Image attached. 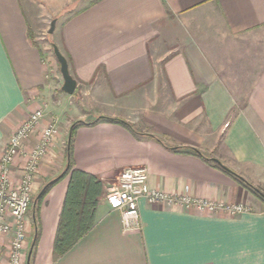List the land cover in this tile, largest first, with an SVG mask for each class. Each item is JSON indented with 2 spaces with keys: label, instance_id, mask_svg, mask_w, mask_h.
Here are the masks:
<instances>
[{
  "label": "crops",
  "instance_id": "0c3cea01",
  "mask_svg": "<svg viewBox=\"0 0 264 264\" xmlns=\"http://www.w3.org/2000/svg\"><path fill=\"white\" fill-rule=\"evenodd\" d=\"M73 1L0 0V156L15 129L41 107L44 123L56 120L60 129L39 166L33 199L66 169L70 127L83 120L88 124L73 140L75 166L106 187L123 169L143 166L154 189L243 202L250 211L233 216L141 199L140 225L126 230L120 211L103 197L95 226L55 261L66 177L40 206L42 234L32 264H264V201L213 164L217 158L264 184V0H87L67 10ZM55 18L48 33L68 58L74 94L61 90L57 57L48 58L38 43L42 25ZM183 146L211 162L172 149ZM26 220L27 264L33 201ZM13 236H0V264L10 261Z\"/></svg>",
  "mask_w": 264,
  "mask_h": 264
},
{
  "label": "built area",
  "instance_id": "2783aa9c",
  "mask_svg": "<svg viewBox=\"0 0 264 264\" xmlns=\"http://www.w3.org/2000/svg\"><path fill=\"white\" fill-rule=\"evenodd\" d=\"M44 113L41 107L29 114L15 129L0 156V236L14 234L8 264H26V217L33 201L34 180L60 131L56 120L44 123ZM37 132H40L39 140L29 148L28 141ZM17 161H21L20 176L15 180L14 165ZM119 177L117 183L107 187L105 199L113 209L120 211L123 228L126 230L140 225L141 199L150 203L164 201L169 206H186L207 212L227 211L233 216L250 211V207L243 202H220L205 197H192L187 193L169 194L154 189L149 185L147 167H127ZM7 215L12 216L13 222L7 221Z\"/></svg>",
  "mask_w": 264,
  "mask_h": 264
},
{
  "label": "trees",
  "instance_id": "16d2710c",
  "mask_svg": "<svg viewBox=\"0 0 264 264\" xmlns=\"http://www.w3.org/2000/svg\"><path fill=\"white\" fill-rule=\"evenodd\" d=\"M59 64V63H58ZM114 123H120L126 126L128 129H131L132 132L136 135L146 134L148 136L156 138L164 144V141L161 137L155 136L150 133H141L134 125L126 122L125 120L117 117L104 116L103 120ZM88 124L83 120L74 122L71 125L70 140L67 143V154L68 162L66 169L57 176L53 181L47 183L43 189L38 193V195L33 199L34 207V220H35V236L31 244L33 251L31 254V263L33 262V257L36 253L37 244L41 237V225L40 219L38 217L40 206L43 203L44 198L47 196L48 192L60 181L69 177V184L66 191V196L63 202V208L59 216V223L57 226V234L54 240V249L53 257L57 261L60 256L71 250L73 246L76 245L81 239L88 234L91 229L96 224V211L101 199L106 197V183L96 174H92L83 169H79L75 166L74 154H73V145H74V135L76 130L80 125ZM92 124V123H90ZM184 148V149H183ZM173 150L176 152L183 153L184 151L198 155L202 157L205 161L211 162L198 148H193L189 146L183 147H173ZM183 149V150H182ZM221 171L228 173L234 179L243 185L247 190H249L255 197L259 200L264 201V188L260 185L254 184L250 180L242 179L239 172L233 171L232 169H226L223 166H220L218 163H213ZM30 248V249H31Z\"/></svg>",
  "mask_w": 264,
  "mask_h": 264
},
{
  "label": "water",
  "instance_id": "95a60500",
  "mask_svg": "<svg viewBox=\"0 0 264 264\" xmlns=\"http://www.w3.org/2000/svg\"><path fill=\"white\" fill-rule=\"evenodd\" d=\"M56 22L57 19H53L51 21L50 24V29H49V33H53L56 29ZM53 51L55 52V55L57 57V61L60 64V72L62 77L64 78V83L62 85L61 90H63V92L65 91L68 94H74L75 91L77 90V80L75 79L74 76H72L71 71H70V64L68 62V58L66 57V55L64 54V52H62L59 48V46L56 43H53ZM71 135H69L68 141L70 140ZM213 160H215L220 166H223L226 169H229V167H227L223 161L217 159V158H213ZM240 177L244 180L245 178L243 176L240 175ZM246 180V179H245ZM33 251V247L30 249L29 254H28V263H31V254Z\"/></svg>",
  "mask_w": 264,
  "mask_h": 264
},
{
  "label": "rangeland",
  "instance_id": "374dc122",
  "mask_svg": "<svg viewBox=\"0 0 264 264\" xmlns=\"http://www.w3.org/2000/svg\"><path fill=\"white\" fill-rule=\"evenodd\" d=\"M66 1H68V0H66ZM86 1L87 0H79V1L78 0H74L73 1V4H69V7H68L67 10H71L74 7H77L80 4L82 5ZM50 27H51L50 26V22H49V24L46 23V25H44V26L42 25V27L40 29V32L37 33L38 34V38L37 39H38V43L40 44V46L42 47V49L46 52L47 57L48 58L52 57L54 60H56L55 52H53V43H56L57 44V40L54 38L53 34H49L48 33V29ZM59 66H60V64H59ZM114 183H117V181H115ZM256 184H258V183H256ZM260 185H261V187L264 188V184H260Z\"/></svg>",
  "mask_w": 264,
  "mask_h": 264
}]
</instances>
